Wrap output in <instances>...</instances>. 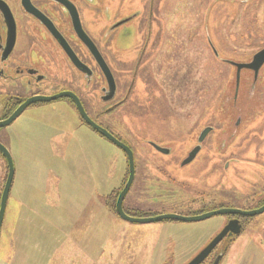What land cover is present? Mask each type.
<instances>
[{"label":"rangeland","instance_id":"1","mask_svg":"<svg viewBox=\"0 0 264 264\" xmlns=\"http://www.w3.org/2000/svg\"><path fill=\"white\" fill-rule=\"evenodd\" d=\"M105 1L96 0L84 14L93 20L92 36L99 46L110 24L131 16L116 29L133 34L129 48L118 52L100 47L109 61L123 60L125 81L146 46L127 102L106 116L134 153L136 176L123 206L131 213H150L146 216L185 215L198 207L203 195L233 200L264 191V65L256 80L242 70L236 87V67L229 63H248L264 48L263 1L154 0L149 17V0H107L108 21L103 17ZM137 10L139 16H134ZM77 84L91 113L99 112L96 92L79 74ZM61 104L42 108L41 121L53 127L15 124L21 129L19 140L33 133L29 149H23L31 161L24 163L23 151L7 140L14 177L0 229V264H186L210 238L218 216L184 223H136L115 216L104 197L125 175L124 155L88 126L75 129L77 120ZM238 115L242 121L236 139L217 161L220 178L212 170V157L217 156L207 150L216 137L207 139V148L194 162L181 167L197 143L198 130L213 126L214 134L230 135ZM60 129L66 132L61 135ZM148 139L170 152L155 151ZM231 153L240 161L225 176L223 163ZM6 172L1 159L0 193ZM213 185L220 191L213 193ZM257 217L264 218V212ZM249 245L244 235L230 253L251 252ZM221 264H264V257H225Z\"/></svg>","mask_w":264,"mask_h":264},{"label":"flooded vegetation","instance_id":"2","mask_svg":"<svg viewBox=\"0 0 264 264\" xmlns=\"http://www.w3.org/2000/svg\"><path fill=\"white\" fill-rule=\"evenodd\" d=\"M95 1L96 0H0V121L13 117L6 126L0 127V143L8 149L13 162L14 157L10 151V146L7 145V140H11L14 144L18 145L19 150L23 151L22 155L24 163H28V161H31L32 159V157H30L23 149H29L28 144L29 141H32L31 134L33 133L28 131L24 134V138H20L19 140L18 134L20 135V132L18 131L21 129H15V124L27 122L26 128L33 123L38 124L37 127H42V129L53 127L50 124H44L40 119V114L42 113V108H44L45 104L53 105L54 103H62L61 105L63 107L71 110L74 120H77L75 129H78L81 126H88L92 131H94L81 118L76 109L75 99L70 95H74L78 98L84 111L91 120L106 129L116 139L126 144L132 150L131 145L129 144L130 142L125 139L123 135L111 128L110 122L106 119V116L112 114L127 102L128 97L134 88V84L139 78L140 69L143 66L141 65V59L142 55L145 53L146 46H144V51H140L138 61L129 67L132 70L131 77L128 81H125L122 79L125 64L123 60L121 61L117 59V62H113L111 60L109 61L108 55L105 51H101L100 47L102 46L103 49L107 51L113 48L118 52L128 49L130 44L127 45V43L132 41L133 34L130 33V35H127V31L123 29L116 32V29H118V27L123 23L125 24L131 21V16H124L123 18H120L110 24L105 31L104 37L101 39L103 43L99 46V42H97L98 39L92 36L93 31L91 27L93 26V20L89 17L85 18L87 14H84V11H87V7L93 6ZM251 1L252 0H246L245 3ZM258 1H263L264 4V0H257L254 4H258ZM104 4L106 6L103 10V17L106 21H108L110 13L107 6V0ZM153 6L154 0H149V17H152L154 10ZM138 14L139 10L134 11L133 13L134 16H137ZM77 21L84 34H86V36L91 40L94 47L102 56V59L110 71L112 79L105 75L87 45L78 36L76 27L79 26ZM150 24L149 27H151ZM55 34H59L62 39L65 40L68 48L76 55L78 60L86 66L87 69L83 68L84 70H81V68H77ZM148 39H150V37H148ZM213 52L216 55V51L213 50ZM83 53H85V56ZM229 63L234 65V63L237 62L229 61ZM114 64L116 67H114ZM261 67L259 68L256 76H254V71L251 69L243 68L240 72L247 69L252 72L253 80H256ZM77 74L81 76V79L86 87L92 88L91 91L96 92V103L102 105L99 112L91 113L89 110L86 96L82 95L81 91L78 89ZM127 76H129V74ZM109 81H111V85ZM238 83L236 84V87H238ZM252 92L253 89L251 87V93ZM44 98L52 99L45 101L43 100ZM236 98L233 100L234 103ZM139 111L137 110V113H139ZM137 113L136 115H139ZM135 117L139 119V116ZM241 121V115H238L236 121L233 123L230 135L228 134L226 136H218V133L214 134L213 126L202 127L198 130V133L195 136L197 143L191 146L188 150L187 154L180 163L181 167L194 162L197 156L201 152H204L207 148L205 146V143L208 142L207 139L209 137H212V139L216 137L214 142L211 141V151L210 148H207V150L210 153L214 152L217 156L212 157L214 160L212 170L216 173L217 177L220 178L221 172L218 166L219 164H217L218 158L222 154H225L224 151L226 147H228L229 144L236 139V133ZM206 129H208L207 133L202 136V139L200 140L202 133ZM60 131L61 135L66 132L62 129H60ZM215 131L220 132L219 129ZM94 132L97 133L96 131ZM98 135L101 136L100 134ZM188 136L189 133L186 132L185 137L187 138ZM101 137L104 138L103 136ZM3 139H5V141ZM146 142L152 149L159 153L162 152L158 151L155 148V145L165 148L158 142L151 139H148ZM236 144H238V146L241 145L240 142ZM194 149H198L194 158L189 162H185L191 151ZM238 149L241 148L239 147ZM120 151L124 155L123 161L127 166L126 155L121 149ZM62 153L64 152L62 151ZM236 153H231L232 157L223 163L225 176L228 175V173H230L231 170L235 168L234 166H237L240 161L237 157L233 156L236 155ZM1 159L5 160L0 153V160ZM236 168H238V166ZM123 169L120 172L122 175ZM135 176L136 167L134 179ZM121 177L118 180L117 187L113 188V190H115H112V192L110 191V193L104 197V202L107 201L109 203V207L115 216H118L115 211L116 198L128 177V166L126 167L125 175H123L122 178ZM133 184L134 180L131 187ZM218 191L220 190L215 189L213 193ZM248 192L250 193L251 191L248 190ZM250 194H244L242 196L243 199L241 196L234 197L233 200L232 198L229 199L221 196L216 197L213 195L207 196L211 199H206V196L204 195H199L200 197L197 195L200 199L198 207L188 210L185 215H201L220 209H227L231 211L239 210L240 212L214 215V217L218 216L219 219L217 220V224L212 235L202 244L197 253L193 254L191 257L198 254L224 228L225 231L223 235L213 247L211 252L205 256L206 258L201 264H214L215 262H217V264H221L225 257H264V218L259 219L257 217V215L262 214L264 211L254 216L245 214V212L258 210L264 205V196H262V194L264 195V191L261 190L258 193ZM239 199H242V202L237 201ZM191 202H195V200H192ZM123 210L130 216L150 215L148 212L131 213V211L127 210L124 206ZM244 235L245 238L247 237L249 240L251 252L239 254L230 253L232 245Z\"/></svg>","mask_w":264,"mask_h":264},{"label":"water","instance_id":"3","mask_svg":"<svg viewBox=\"0 0 264 264\" xmlns=\"http://www.w3.org/2000/svg\"><path fill=\"white\" fill-rule=\"evenodd\" d=\"M77 23H78V21H77ZM74 25H75V23H74ZM78 26L79 27H76L78 36L87 45L88 49L92 53L95 60L98 62L100 68L103 70L105 75L108 78L112 79L110 71L108 70L104 60L102 59V56L100 55L98 50L94 47L91 40L86 36V34H84L82 29L80 28L79 23H78ZM57 35H56L57 39L59 40L61 45H63L68 56L73 61V63L77 66V68H79V69L81 68V70H84L83 68L87 69L86 66H84L78 60L76 55L68 48L67 44L65 43V40L62 39V37L59 34H57ZM263 63H264V48H262L261 50L256 52L253 55L252 60L250 62H248V63H234V66L236 67V84L239 81V75H240L241 69H243V68L251 69L254 71V76H256L259 68L263 65ZM109 83H110V85L112 84L111 81H109ZM70 96L75 99L76 109H77L79 115L81 116V118L94 131H96L98 134H100L101 136H103L104 138H106L107 140L112 142L115 146L120 148L126 155L127 166H128V177L125 181L123 188L118 193V196H117L116 202H115L116 214L121 219L129 221V222H136V223H152V222H160V221H164V220L178 221V222H195V221H200V220L209 218V217L214 216V215L240 212L239 210L231 211V210H227V209H220V210L210 211V212H207V213H204L201 215H194V216L182 215V214H178V213H162V214H157V215L138 217V216H130V215L126 214L123 210V200H124L128 190L130 189L131 184L134 180L135 167H134L133 152L126 144H124L121 141H119L118 139H116L106 129H104L100 125L96 124L93 120H91L90 117H88V115L84 111V109H83L82 105L80 104V101L78 100V98L75 97L74 95H70ZM51 99L52 98H46V99L44 98L43 100L47 101V100H51ZM27 104H25V105H27ZM12 118L0 121V127L6 126L11 121ZM207 131H208V129H206L202 133L200 140L202 139V136H204L207 133ZM155 148L162 153H169V149L161 148L157 145H155ZM197 151H198V149L192 150L189 157L187 158V160L185 162H189L190 160H192L194 158V156L196 155ZM0 153L5 158L6 169H7L5 181H4V184L2 186L1 193H0V229H1L2 221H3L5 209H6V203H7L9 191H10V188L12 185L13 177H14V162H13V159H12L11 154L8 151V149L4 145H2L1 143H0ZM262 211H264V205L261 208H259L258 210L245 212V214H247L249 216H254V215L261 213ZM224 231H225V228L217 236H215L211 240V242L209 244H207L198 254H196L193 258H191L186 264H201L203 262V260L206 258L205 256L211 252L213 247L216 245L218 240L221 238ZM214 264H217V262H215Z\"/></svg>","mask_w":264,"mask_h":264}]
</instances>
